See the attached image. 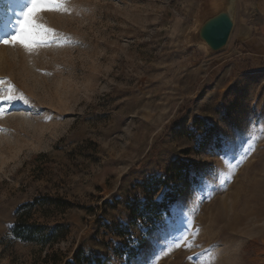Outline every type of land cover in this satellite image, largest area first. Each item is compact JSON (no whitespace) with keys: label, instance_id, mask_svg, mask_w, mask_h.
<instances>
[{"label":"rangeland","instance_id":"rangeland-1","mask_svg":"<svg viewBox=\"0 0 264 264\" xmlns=\"http://www.w3.org/2000/svg\"><path fill=\"white\" fill-rule=\"evenodd\" d=\"M27 4L0 0V39ZM70 4L40 15L65 39L31 54L0 45V95L27 101H0V264L47 252L64 264L79 249L161 264L180 229L170 264H264V0ZM219 7L233 30L211 54L192 35ZM166 192L176 199L156 221L132 218ZM245 202L251 221L230 240Z\"/></svg>","mask_w":264,"mask_h":264},{"label":"snow or ice","instance_id":"snow-or-ice-1","mask_svg":"<svg viewBox=\"0 0 264 264\" xmlns=\"http://www.w3.org/2000/svg\"><path fill=\"white\" fill-rule=\"evenodd\" d=\"M73 11L70 0H28L26 8L18 13L19 19L15 22L16 27L13 33L0 39V45L19 46L29 54L37 48L50 46L57 39L65 38L61 37L53 28L40 22L41 13L72 14ZM15 100H23L27 103L23 95L16 94L15 89L11 86L7 89L6 94L0 95V101L11 104ZM6 111V109H0V117ZM225 147H227V142Z\"/></svg>","mask_w":264,"mask_h":264},{"label":"water","instance_id":"water-1","mask_svg":"<svg viewBox=\"0 0 264 264\" xmlns=\"http://www.w3.org/2000/svg\"><path fill=\"white\" fill-rule=\"evenodd\" d=\"M232 30L233 19L229 9L219 7L201 18L192 38L209 53L215 54L225 48Z\"/></svg>","mask_w":264,"mask_h":264},{"label":"trees","instance_id":"trees-1","mask_svg":"<svg viewBox=\"0 0 264 264\" xmlns=\"http://www.w3.org/2000/svg\"><path fill=\"white\" fill-rule=\"evenodd\" d=\"M176 199V195H172V193L170 192H166L164 194V197L162 199V201L160 202H148V201H143V203L141 205H138V207L136 209H134V211L132 212V218L137 219V221L139 222H144V224H146V222L148 220H150V222L156 221L158 218L157 216L163 212L166 211L167 207L172 204ZM16 236L22 240L23 242H36V239H34L33 237H31L30 235H26L25 237H22L21 235H19L18 233V229L17 226L15 225V229H14ZM40 246L44 247L46 245V243H43L42 241L39 242ZM54 255L52 253L47 252L44 259L46 264H57L56 261H53V263H50V258H52ZM50 260V261H49ZM64 264H103V262L101 261V259L99 257H91V256H86L84 255V253L82 252L81 249L77 250L72 258V261L70 262H65Z\"/></svg>","mask_w":264,"mask_h":264},{"label":"bare ground","instance_id":"bare-ground-1","mask_svg":"<svg viewBox=\"0 0 264 264\" xmlns=\"http://www.w3.org/2000/svg\"><path fill=\"white\" fill-rule=\"evenodd\" d=\"M252 214L253 213L249 203L245 202L241 209L234 214L229 224V229L231 230L229 237L230 240H234L236 238L239 229L241 231L246 230L251 221ZM186 235V232L180 229L179 232L175 235L161 240L160 248L156 251L154 256L156 258V261H160L161 264H170L171 261L169 260L171 259V255L173 254V251L170 252L171 248L173 246L176 247L177 243L182 245L184 243V238L186 237Z\"/></svg>","mask_w":264,"mask_h":264},{"label":"crops","instance_id":"crops-1","mask_svg":"<svg viewBox=\"0 0 264 264\" xmlns=\"http://www.w3.org/2000/svg\"><path fill=\"white\" fill-rule=\"evenodd\" d=\"M263 53H264V50H263Z\"/></svg>","mask_w":264,"mask_h":264}]
</instances>
